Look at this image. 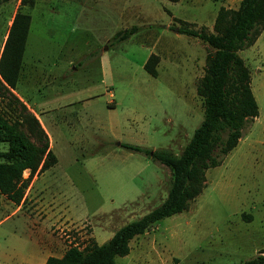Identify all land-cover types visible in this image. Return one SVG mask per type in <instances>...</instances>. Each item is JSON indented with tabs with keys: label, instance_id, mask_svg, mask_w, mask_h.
<instances>
[{
	"label": "rangeland",
	"instance_id": "rangeland-1",
	"mask_svg": "<svg viewBox=\"0 0 264 264\" xmlns=\"http://www.w3.org/2000/svg\"><path fill=\"white\" fill-rule=\"evenodd\" d=\"M240 1L36 0L23 9L30 28L12 93L37 115L57 163L34 176L19 206L0 196V264H26L38 248L61 257L101 245L165 200L169 169L121 144L181 155L203 119L196 86L213 50L176 33L178 20L212 33L219 8ZM19 5H0V55ZM151 55L156 77L143 68ZM239 56L258 117L187 210L134 238L115 264H242L264 249V30ZM19 111L0 83L2 115L12 122Z\"/></svg>",
	"mask_w": 264,
	"mask_h": 264
},
{
	"label": "trees",
	"instance_id": "trees-1",
	"mask_svg": "<svg viewBox=\"0 0 264 264\" xmlns=\"http://www.w3.org/2000/svg\"><path fill=\"white\" fill-rule=\"evenodd\" d=\"M8 1L0 0V5ZM35 2L20 0L0 55V83L20 107L12 122L0 112V143L7 144V150L0 153V196L16 206L24 200L25 190L34 176L57 163L38 118L12 93L20 78L30 28V16L23 9L32 8ZM178 23V34L198 39L213 50L206 56L205 74L196 86V94L203 103V119L180 156L169 150L152 152L121 144L169 169L172 180L165 200L146 215L119 228L107 242L99 245L90 240L83 248L70 246L60 258L48 257L45 264H115L117 257L127 256L134 238L150 231L159 221L187 210L205 188L206 172L222 164L237 147L244 130L258 117L249 70L239 52L253 46L264 30V0H241L237 9L220 7L212 33L204 27L197 30L182 20ZM135 30L118 33L116 41L127 40ZM157 63L158 56L151 55L144 71L156 77ZM24 171H28L25 179ZM242 264H264V249Z\"/></svg>",
	"mask_w": 264,
	"mask_h": 264
},
{
	"label": "crops",
	"instance_id": "crops-1",
	"mask_svg": "<svg viewBox=\"0 0 264 264\" xmlns=\"http://www.w3.org/2000/svg\"><path fill=\"white\" fill-rule=\"evenodd\" d=\"M4 43V42H3ZM14 94L16 93V90L12 91ZM36 115V114H35ZM37 116V115H36ZM41 175V174H40ZM36 178V177H35ZM35 180V179H34ZM34 180L32 181V183H34ZM19 208V207H18ZM37 209V207H36ZM41 252L38 253V255L32 256L30 259H26V264H45L46 260L48 257H54L52 255H46V253H44L45 251L41 248H38ZM41 254V255H39ZM60 258V257H58Z\"/></svg>",
	"mask_w": 264,
	"mask_h": 264
},
{
	"label": "water",
	"instance_id": "water-1",
	"mask_svg": "<svg viewBox=\"0 0 264 264\" xmlns=\"http://www.w3.org/2000/svg\"><path fill=\"white\" fill-rule=\"evenodd\" d=\"M176 33H177V31H176ZM150 155H152V152L150 153Z\"/></svg>",
	"mask_w": 264,
	"mask_h": 264
}]
</instances>
